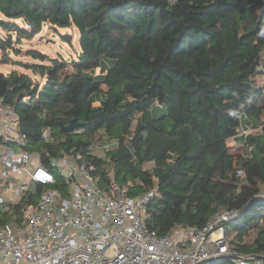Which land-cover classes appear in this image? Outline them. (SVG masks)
Returning <instances> with one entry per match:
<instances>
[{"label":"trees","instance_id":"16d2710c","mask_svg":"<svg viewBox=\"0 0 264 264\" xmlns=\"http://www.w3.org/2000/svg\"><path fill=\"white\" fill-rule=\"evenodd\" d=\"M0 13L22 19L24 26L0 19L19 36L45 23L79 33L77 59L23 51L38 62L22 66L42 82L0 71V98L14 109L27 149L80 152L102 185L109 169L129 195L154 188L144 221L160 234L236 210L224 225L228 245L264 253V0H0ZM11 36L1 47L20 52ZM72 118L80 125L64 131L60 122ZM105 139L115 147L89 151ZM40 189L0 208V223L19 222ZM211 264L234 263L224 256Z\"/></svg>","mask_w":264,"mask_h":264},{"label":"built area","instance_id":"2783aa9c","mask_svg":"<svg viewBox=\"0 0 264 264\" xmlns=\"http://www.w3.org/2000/svg\"><path fill=\"white\" fill-rule=\"evenodd\" d=\"M257 71L263 86L264 58ZM248 132L249 127L240 128ZM25 137L14 109L0 98V208L41 186L19 222L0 223V264H211L224 256L234 264H264V253L238 252L225 240L224 225L236 210L218 209L202 227L160 234L144 221L154 188L129 195L109 169L102 185L101 173L80 152L29 150ZM40 137L49 141L50 129ZM113 147L115 140L105 139L89 151Z\"/></svg>","mask_w":264,"mask_h":264},{"label":"rangeland","instance_id":"374dc122","mask_svg":"<svg viewBox=\"0 0 264 264\" xmlns=\"http://www.w3.org/2000/svg\"><path fill=\"white\" fill-rule=\"evenodd\" d=\"M1 20H11L16 22L20 26H24L22 19H8L0 13ZM9 33L12 34L11 42L15 49L19 48L20 52L12 50V47L6 46L5 49L0 45V71L8 72L12 69H17L18 71H23L28 73L31 77L38 81H43V78L38 74L32 73L30 70H27L22 66L23 63L38 62L32 57L23 53L25 49H36L43 53H46L48 57L61 56L67 61L77 59L81 55V48L79 46V33L75 27L62 28L57 27L53 28L49 24L45 23L42 25V28L39 32L34 34L32 37H24L22 35H17L14 29L8 30L6 26L0 25V43L1 40L5 41L8 38ZM70 35V41L63 40L62 35ZM5 54H4V53ZM7 56V60L2 62L1 57ZM105 61L108 64H111L112 60L105 58ZM100 70L95 68V73H98ZM96 104V102H94ZM250 131H253L250 129ZM230 144L234 143L233 141H228ZM181 229V228H180Z\"/></svg>","mask_w":264,"mask_h":264},{"label":"water","instance_id":"95a60500","mask_svg":"<svg viewBox=\"0 0 264 264\" xmlns=\"http://www.w3.org/2000/svg\"><path fill=\"white\" fill-rule=\"evenodd\" d=\"M60 125L64 131H72L74 128L80 125V122L76 118H72L68 124H62L60 122ZM205 260H202L198 263H193V264H203Z\"/></svg>","mask_w":264,"mask_h":264},{"label":"crops","instance_id":"0c3cea01","mask_svg":"<svg viewBox=\"0 0 264 264\" xmlns=\"http://www.w3.org/2000/svg\"><path fill=\"white\" fill-rule=\"evenodd\" d=\"M177 233H183V228L179 229L178 231H176Z\"/></svg>","mask_w":264,"mask_h":264}]
</instances>
